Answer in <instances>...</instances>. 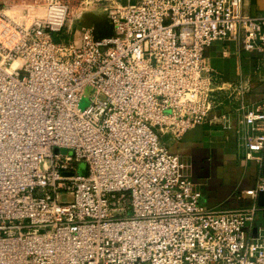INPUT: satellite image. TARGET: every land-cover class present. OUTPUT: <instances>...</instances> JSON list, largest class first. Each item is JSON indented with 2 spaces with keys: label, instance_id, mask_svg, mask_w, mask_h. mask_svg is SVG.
<instances>
[{
  "label": "built area",
  "instance_id": "obj_1",
  "mask_svg": "<svg viewBox=\"0 0 264 264\" xmlns=\"http://www.w3.org/2000/svg\"><path fill=\"white\" fill-rule=\"evenodd\" d=\"M125 1L97 6L111 36L89 26L63 42L52 31L66 2L23 25L0 0V264H264V228L245 230L264 207L202 206L161 140L206 121L213 42L240 41L264 63V15L244 0ZM241 124L242 154L261 167L264 100Z\"/></svg>",
  "mask_w": 264,
  "mask_h": 264
},
{
  "label": "crops",
  "instance_id": "obj_2",
  "mask_svg": "<svg viewBox=\"0 0 264 264\" xmlns=\"http://www.w3.org/2000/svg\"><path fill=\"white\" fill-rule=\"evenodd\" d=\"M242 11L264 15V0H244ZM204 62L217 86L213 107L204 123L188 129L176 141L167 137L166 145L186 166L187 177L201 193L202 206L226 209L264 205V190L254 199L244 193L264 177V151L259 167L255 160H245L239 145L246 131L241 124L244 111L264 100V63L259 53L244 51L240 41L232 40L213 42L204 52ZM223 116L229 118L228 128L221 125ZM259 228H264V212L245 230L248 236H255Z\"/></svg>",
  "mask_w": 264,
  "mask_h": 264
},
{
  "label": "rangeland",
  "instance_id": "obj_3",
  "mask_svg": "<svg viewBox=\"0 0 264 264\" xmlns=\"http://www.w3.org/2000/svg\"><path fill=\"white\" fill-rule=\"evenodd\" d=\"M100 1L104 0H55L56 3L66 2L68 10L61 25L52 32L56 41L68 42L78 38L79 33L86 27L93 26L103 19L104 12L97 9ZM126 3L125 0H120ZM49 0H10L1 5L4 12L12 19L23 25L30 23L33 18H44ZM32 4V7H28ZM29 20V21H28ZM54 39V40H55ZM78 45V44H77ZM91 89L86 87L78 102V107L83 109L89 104ZM168 136H161L164 144L168 143ZM76 171L86 173V163L80 161L76 164Z\"/></svg>",
  "mask_w": 264,
  "mask_h": 264
},
{
  "label": "water",
  "instance_id": "obj_4",
  "mask_svg": "<svg viewBox=\"0 0 264 264\" xmlns=\"http://www.w3.org/2000/svg\"><path fill=\"white\" fill-rule=\"evenodd\" d=\"M104 25L106 24V20L103 18L101 19L99 22H97L96 24H94L93 26L96 28V32H97V37H102V36H111L112 35V28L110 25H107V27L105 29H99V25ZM62 153H65L66 150L65 149H61ZM263 190H264V184H263ZM263 190L261 192H263ZM259 192V193H261ZM258 207H264V205H259L258 203L256 204Z\"/></svg>",
  "mask_w": 264,
  "mask_h": 264
},
{
  "label": "trees",
  "instance_id": "obj_5",
  "mask_svg": "<svg viewBox=\"0 0 264 264\" xmlns=\"http://www.w3.org/2000/svg\"><path fill=\"white\" fill-rule=\"evenodd\" d=\"M54 37V39H55V36H53ZM56 40V39H55Z\"/></svg>",
  "mask_w": 264,
  "mask_h": 264
}]
</instances>
